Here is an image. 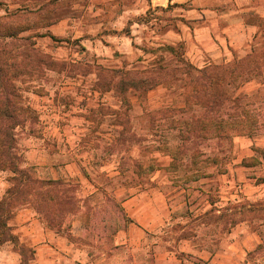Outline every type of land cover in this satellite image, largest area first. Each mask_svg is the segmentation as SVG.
<instances>
[{"label":"rangeland","instance_id":"rangeland-1","mask_svg":"<svg viewBox=\"0 0 264 264\" xmlns=\"http://www.w3.org/2000/svg\"><path fill=\"white\" fill-rule=\"evenodd\" d=\"M204 3L222 9L231 1ZM188 5L191 2L170 5L167 0H0V21L11 18L30 25V30L20 36L30 37L35 48L55 62L43 67L40 74L20 73L14 81L15 102L34 113L22 114L24 121L14 131L15 151L23 160L25 140L41 139L53 156L58 150L52 139L54 126L61 130V148L71 150L62 153L64 162L78 163L90 183V192L95 191L90 201L87 199L86 222L89 229L104 233L94 240L92 260L103 254L109 259L115 251L113 235L123 217L115 190L123 188L128 193L159 186L170 195L202 191L213 200L220 191L218 179L227 175L229 166H236L244 154L237 148L236 139L252 141L253 155L245 159L257 156L255 149L264 145V34L254 40L255 52L246 57V66L220 82V89L239 97L238 110L246 109V133L252 137L237 134L243 128L237 124L225 128L229 137H219L220 129H205L200 116L181 110L194 93L190 80L198 75L193 72L190 78L186 73L181 58L192 62L184 42H176L167 34L180 31L179 14ZM8 13L13 18L6 16ZM133 77H148L153 87L144 91L122 83ZM196 92L203 94L204 90L197 87ZM196 94L191 100L199 104L190 110L200 113L201 95ZM194 117L198 121H192ZM184 121H191L195 129L185 138L178 133ZM46 128L49 133L43 138ZM176 156L179 164L174 162ZM183 160L186 166L181 164ZM19 166H23L22 161ZM254 167L249 172L256 179L263 167ZM4 172L11 174V170ZM72 184L74 193L82 195L85 184ZM240 208L239 222L264 223L263 204L247 207L243 201ZM225 217L223 224L236 221L234 216ZM88 241L90 246V237ZM126 250L123 256L129 260L132 253Z\"/></svg>","mask_w":264,"mask_h":264},{"label":"crops","instance_id":"crops-1","mask_svg":"<svg viewBox=\"0 0 264 264\" xmlns=\"http://www.w3.org/2000/svg\"><path fill=\"white\" fill-rule=\"evenodd\" d=\"M230 1V6L225 3L219 9L204 0H167L170 5L191 2L179 14L180 31H169L167 35L184 42L186 54L195 65L205 67L244 57L252 51L254 40L264 34V0ZM54 127L52 139L58 150L51 156L41 139L25 140L23 167H32L39 179L85 184L82 195L76 194L80 210L66 218L60 229L45 221L35 206L37 198L31 195L32 204L21 205L10 214L2 213L7 235L0 226V264H26L27 258V264H264V223L237 219L243 201L247 207L264 205V161L258 165L263 172L256 179L249 172L256 167L240 164L253 155L250 139H236L237 148L244 154L236 166H229L227 175L218 179L220 191L213 200L202 191L181 196L183 190L170 195L159 186L128 193L123 188L115 190L123 215L113 235L115 251L109 259L103 254L92 260L93 243L99 236L90 237V246L80 240L86 237L85 201H90L95 191L90 192V183L85 181L78 163L64 162L62 153L71 150L61 148L63 134ZM48 133L46 128L43 138ZM11 187L8 174L0 171V203ZM243 190L245 195L241 194ZM107 196L102 194L104 199ZM226 214L236 221L221 223ZM66 232L75 240H69ZM125 249L132 253L129 260L123 256Z\"/></svg>","mask_w":264,"mask_h":264},{"label":"trees","instance_id":"trees-1","mask_svg":"<svg viewBox=\"0 0 264 264\" xmlns=\"http://www.w3.org/2000/svg\"><path fill=\"white\" fill-rule=\"evenodd\" d=\"M6 16L12 17V14L8 13ZM30 28V25L21 24L11 18H8L7 21H0V171L11 170L12 174L8 176L12 187L8 190L7 198L0 203V226L4 227V235H7V229L2 213L8 212L10 214L21 205L32 204V197L37 198L35 206L38 207L37 210L42 214L45 221L50 226L57 227L58 229L61 228L66 218L76 214L80 210L71 182L39 179L32 167L24 168L23 166H19L20 161H22V164L24 163V159L21 160V157L15 151L16 136L14 131L23 123L24 119H21L23 113L28 116L29 114L34 115V113L30 108L22 107L15 102L14 98L16 97L17 88L14 81L20 73L28 75L40 74L43 67L48 68L55 63L51 57L35 48V43L29 41L30 37L20 36L21 33L30 30ZM27 41L29 42L27 43ZM169 49L173 48L169 46ZM253 51L255 52L252 49L244 57H235L232 62L215 63L201 69L194 66L187 59L181 58L188 76L191 78L193 72H196L198 75L190 80V85L193 88L192 91L196 94L197 87L204 90L203 94H200V92L196 94L198 97L201 95L200 107L202 111L200 113H197L196 110H190L193 106L199 104L191 100V98L195 97L194 93H192V97L187 98V106L181 108V110H189V116H200L198 119L205 129L209 126H215L220 129L219 137H229L226 134L225 128L232 124L243 126L242 129L237 130V134L252 137L253 134L246 133V109L244 108L242 111L238 110L236 102L239 100V97H232L227 93V90L223 91L222 88L220 89V82L221 78L226 77L227 74L231 76L237 75L240 68L243 69V65L246 66V57L251 56ZM25 67L28 70L24 69ZM122 83L144 91H148L153 87L151 79L148 77H133V79L123 80ZM244 106L246 107V105ZM198 119L194 117L192 121H198ZM190 122H183L185 126L178 132L180 136L184 138L185 136L188 137L195 130L192 128ZM180 149L184 150V146L182 148L180 146ZM255 151L257 156L254 155L244 159L242 162L243 166H256L262 160L264 161V148L257 147ZM177 159L179 157H174V162L179 164L180 160L177 161ZM250 161L253 162L250 163ZM173 164L172 166L177 167V165ZM181 164L186 166L187 163L183 160ZM29 195L32 196L31 199H29ZM86 203L87 200L85 201V214L87 217L88 210ZM66 233L69 240H75L70 233ZM101 233L104 232L96 229L90 230L88 224H86V237L80 241L87 244L89 243V237H94L96 234L101 239L103 237ZM21 251L24 255L28 254L24 248ZM27 259L24 260L26 264Z\"/></svg>","mask_w":264,"mask_h":264}]
</instances>
